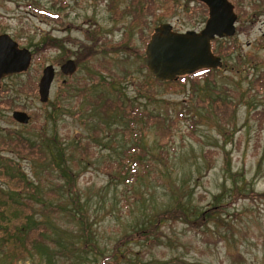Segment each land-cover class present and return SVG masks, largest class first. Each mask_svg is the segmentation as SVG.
Listing matches in <instances>:
<instances>
[{"label": "rangeland", "instance_id": "rangeland-1", "mask_svg": "<svg viewBox=\"0 0 264 264\" xmlns=\"http://www.w3.org/2000/svg\"><path fill=\"white\" fill-rule=\"evenodd\" d=\"M136 1L0 0V33L33 54L28 71L1 82L0 156L26 178L13 199L31 202L34 210L26 231L9 230L1 215L0 264H264V119L252 115L264 109V94L249 93L264 71L255 59L264 58V0L235 6L236 33L216 39L215 53L235 51L221 55L216 84L195 86L190 79L158 84L144 62L145 41L161 23L199 30L207 13L196 11V0ZM69 59L77 64L71 76L60 70ZM49 64L56 75L43 103L38 81ZM227 88L235 95L228 97ZM217 92L235 101V111L214 112ZM118 101L178 124L162 148L155 128L144 122L147 151L165 150L168 160L135 184L117 176L115 161L131 145L123 139L127 118ZM18 110L29 114L28 123L15 120ZM18 138L37 145L33 150L44 151V160L19 155L8 144ZM0 179L4 193L8 184ZM216 204L221 209L203 224L165 219L158 243L125 241V258L105 259L116 242L164 211L181 207L194 219ZM41 225L43 240L22 245L23 233Z\"/></svg>", "mask_w": 264, "mask_h": 264}, {"label": "trees", "instance_id": "trees-1", "mask_svg": "<svg viewBox=\"0 0 264 264\" xmlns=\"http://www.w3.org/2000/svg\"><path fill=\"white\" fill-rule=\"evenodd\" d=\"M212 48L214 51L217 50V41H214L212 43ZM235 51V48L232 46L230 48H222L219 49L216 53L218 55H222L226 58L231 57ZM36 51H34L35 53ZM239 64H241V58L237 57ZM260 63L264 62V58L258 59L255 58ZM253 61V60H251ZM236 65V64H235ZM237 67H232V71L238 72L239 71V65H236ZM236 70V71H235ZM217 69H203L201 71L195 72L191 75L186 76H180L178 79L174 81H166L161 82L158 80H155L158 84L163 85L169 84L173 85V83H184L186 84V79H190L191 84L193 86L198 85L202 82H207L208 84H216V72ZM251 89L249 90V93H258V94H264V71L260 72V75L255 80L251 81ZM228 91L225 92L228 94V97H232L235 95V91H232L231 89L227 88ZM215 92V91H214ZM237 92V91H236ZM219 99L215 100L214 105H212V109L216 113H225L228 114L229 112L235 111V101L233 99H229L226 97H220L221 92H217ZM239 93L237 92V95ZM208 104H212L209 100H207ZM114 105V103L111 100H107L105 105ZM116 104V102H115ZM117 104L120 106V109L122 110L123 115L126 119V127L122 129L123 139L126 141H130L131 145L127 148H125L122 151V155L117 159L114 163L118 166V173L117 176H122L125 178L126 182H132L137 183L144 175L149 174L150 170H152L154 167L157 166V163L159 160H168V152L163 150L159 151L156 155L152 154V151H147V147L143 144L145 139L144 134V126L145 123L149 124V127H154L156 130V134L159 136L158 142L161 145L162 148H165L169 142H171L173 135H174V128L178 127L177 120L163 116L161 114H154L153 112L145 115L142 111V108L138 105H132L128 104L126 106L123 105L121 101H118ZM215 106V108H214ZM253 112V111H252ZM152 114V115H151ZM154 114V115H153ZM254 120H257L258 117H260L262 120L264 119V109L263 110H254L252 113ZM181 117L184 116L183 113L180 114ZM145 122V123H144ZM8 144H15L11 145L14 147V149H17V153L19 155H25L28 158H32L35 160H44L43 156L45 154L44 151H34L35 147L37 145H33L26 139L18 138L15 142L13 140H8ZM38 148V147H37ZM22 149H28L29 151H21ZM3 154V153H1ZM3 155L0 156V161H2ZM6 162L0 163V168L6 169L8 173H2L0 174L2 179L8 184V189L3 191L0 189V217L1 215L6 216V221H4L2 224L6 225V227L10 230H25L27 226H30V222L32 220V217L34 216V210L30 206L32 203L27 202V205L25 203L16 202L13 197L15 194H19L22 190H24V185L26 184V178L25 176L18 175V173L15 170V162L12 159H5ZM155 160V161H154ZM109 169L110 166H109ZM10 172V173H9ZM112 172L110 171V174ZM113 175V173L111 174ZM264 197V195H261ZM6 202L5 205H2ZM33 205V204H32ZM217 209L210 208L206 212H200L197 217L194 219H189L192 214L186 212L181 207H175L173 211H164L163 213L159 214V217L155 218L150 222L151 230H148V228H141L137 229L134 232L127 234L125 237L120 239L118 242L115 243L113 247V253L111 255H108V257H105V259H111V257L118 258L120 256L126 257L125 254L120 251V248L122 247V244L125 241H133L136 240V242H142L148 241L158 243V240L160 239V235H158L157 229L162 224V222L165 219L174 218V217H183L185 221L188 223L194 224L195 222L197 224H203L206 222V220H210L215 213L221 209V205L216 204ZM27 213V214H24ZM22 214V215H20ZM1 231V230H0ZM26 231V230H25ZM46 232V228L44 226L39 227H33L29 229L27 232L23 233V236L21 238L23 239L24 244L27 245L28 240H36V241H42L44 238V234ZM154 233V235H153ZM20 234V232H19ZM41 236V237H38ZM43 237V238H42ZM21 248V247H20ZM24 252V251H23ZM22 257V255H19ZM132 262V261H131ZM140 263V262H139Z\"/></svg>", "mask_w": 264, "mask_h": 264}, {"label": "water", "instance_id": "water-1", "mask_svg": "<svg viewBox=\"0 0 264 264\" xmlns=\"http://www.w3.org/2000/svg\"><path fill=\"white\" fill-rule=\"evenodd\" d=\"M210 7L209 18L201 31L174 32L167 23L156 28L146 49L145 65L155 79L174 81L202 69H217L223 59L212 50L216 38L231 37L236 33L237 13L229 0H204ZM33 61L32 52L14 40L8 33L0 34V88L8 75L26 72ZM60 70L67 76L77 71L75 60L69 59ZM56 68L49 64L43 70L39 83L41 102L49 100ZM15 120L28 123L30 116L24 111L13 113ZM1 183V179H0Z\"/></svg>", "mask_w": 264, "mask_h": 264}, {"label": "flooded vegetation", "instance_id": "flooded-vegetation-1", "mask_svg": "<svg viewBox=\"0 0 264 264\" xmlns=\"http://www.w3.org/2000/svg\"><path fill=\"white\" fill-rule=\"evenodd\" d=\"M136 1V0H135ZM197 1V5H195L194 6V8L196 9V11L197 12H201V11H205V13H207V16H208V18H209V12H210V7H209V5L204 1V0H196ZM230 2H232L233 4H234V9H235V12H236V5H239V4H241V0H229ZM136 4L138 3L137 1L135 2ZM192 8V7H191ZM237 13V16H239L238 15V12H236ZM208 18H207V20H208ZM238 19V18H237ZM207 20H206V23H207ZM206 23H205V25H206ZM163 24H167V23H161L159 26H161V25H163ZM170 24V23H169ZM172 25V24H171ZM159 26H157V27H159ZM156 27V28H157ZM205 27V26H204ZM203 27V28H204ZM156 28L154 29V32L152 33V35L155 33V30H156ZM203 28H201V29H199V30H194V31H201ZM172 30L174 31V32H180V31H177V30H175L174 29V26L172 25ZM188 31V30H187ZM1 34V33H0ZM151 35V36H152ZM150 39H151V37H150ZM150 39L148 40H146L145 42H146V48H145V56H146V49H147V46H148V43H149V41H150ZM144 59H145V57H144ZM22 73H24V72H22ZM22 73H16V74H12V75H8V76H5L2 80H1V82H3L5 79H7V78H9V77H13V76H16V75H19V74H22ZM42 75H43V73H42ZM41 78H42V76L40 77V79H39V81H38V86H39V83H40V80H41ZM2 87V86H1ZM1 89V88H0ZM18 111H23V110H18ZM15 112V111H14ZM25 112V111H24Z\"/></svg>", "mask_w": 264, "mask_h": 264}]
</instances>
